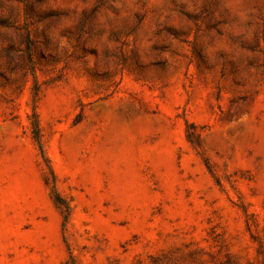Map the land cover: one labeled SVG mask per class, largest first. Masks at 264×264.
I'll return each instance as SVG.
<instances>
[{"label":"rangeland","instance_id":"1","mask_svg":"<svg viewBox=\"0 0 264 264\" xmlns=\"http://www.w3.org/2000/svg\"><path fill=\"white\" fill-rule=\"evenodd\" d=\"M0 264H264V0H0Z\"/></svg>","mask_w":264,"mask_h":264},{"label":"trees","instance_id":"2","mask_svg":"<svg viewBox=\"0 0 264 264\" xmlns=\"http://www.w3.org/2000/svg\"><path fill=\"white\" fill-rule=\"evenodd\" d=\"M37 139H38V137H37Z\"/></svg>","mask_w":264,"mask_h":264}]
</instances>
